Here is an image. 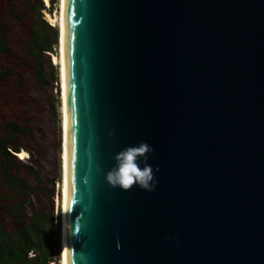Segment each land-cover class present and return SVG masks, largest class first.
I'll use <instances>...</instances> for the list:
<instances>
[{
  "label": "water",
  "instance_id": "95a60500",
  "mask_svg": "<svg viewBox=\"0 0 264 264\" xmlns=\"http://www.w3.org/2000/svg\"><path fill=\"white\" fill-rule=\"evenodd\" d=\"M65 51L67 264H264V0H65Z\"/></svg>",
  "mask_w": 264,
  "mask_h": 264
},
{
  "label": "trees",
  "instance_id": "16d2710c",
  "mask_svg": "<svg viewBox=\"0 0 264 264\" xmlns=\"http://www.w3.org/2000/svg\"><path fill=\"white\" fill-rule=\"evenodd\" d=\"M56 1L0 0V264H59L53 198L61 141L57 136L49 144L50 177L44 179L39 140L42 114L57 121L49 55L58 32L44 17ZM22 150L26 157L17 155Z\"/></svg>",
  "mask_w": 264,
  "mask_h": 264
},
{
  "label": "bare ground",
  "instance_id": "6f19581e",
  "mask_svg": "<svg viewBox=\"0 0 264 264\" xmlns=\"http://www.w3.org/2000/svg\"><path fill=\"white\" fill-rule=\"evenodd\" d=\"M45 4L48 0H43ZM59 13L56 18L58 28V56L53 62L58 66L60 77V122H61V183H60V254L61 264H67V201H68V124L66 103V51H65V0H58ZM19 157H26L27 153L22 150L17 153Z\"/></svg>",
  "mask_w": 264,
  "mask_h": 264
},
{
  "label": "clouds",
  "instance_id": "9594fccd",
  "mask_svg": "<svg viewBox=\"0 0 264 264\" xmlns=\"http://www.w3.org/2000/svg\"><path fill=\"white\" fill-rule=\"evenodd\" d=\"M152 151L151 145L145 141L120 149L113 156L112 167L105 173L108 184L112 187L119 186L122 190H127L134 184L146 191L153 190L156 184L154 170L147 163Z\"/></svg>",
  "mask_w": 264,
  "mask_h": 264
},
{
  "label": "rangeland",
  "instance_id": "374dc122",
  "mask_svg": "<svg viewBox=\"0 0 264 264\" xmlns=\"http://www.w3.org/2000/svg\"><path fill=\"white\" fill-rule=\"evenodd\" d=\"M47 6L49 5L48 3L46 4ZM59 13V5H58V0L52 5L51 8V12H44V17L46 18V20L54 25L57 29L58 32V28H57V21L56 18L58 16ZM58 56V38H57V44L53 47V51L50 53L49 57H50V61L53 64V66L55 67L56 70V75H57V89H55L52 86L51 92L53 95H57L56 96V102H55V107H56V114H57V121L52 118H50L47 114H42V128H43V134L41 135V137L39 136V140L42 143V147L45 149V157H44V161L41 163V174L43 176L44 179H48L50 177L49 171L48 169H50L49 167V163L50 160L52 159V149L50 148L49 144L51 142V140L57 136L59 137V140L61 141V122H60V110H59V106H60V77H59V73L58 71V66L56 65V63L53 62V59L55 57ZM55 86V85H54ZM58 90V91H57ZM37 98L42 99L43 95L42 94H38ZM41 106H45L44 103L42 102ZM58 156H59V160H61V149L59 147L58 150ZM61 165V163H60ZM60 183H61V177L59 178V180L54 184V188H55V194H54V198H53V207H54V213L59 214V218H60ZM59 231H60V222L58 223V226L56 227V232H57V238H58V244H59V264H61V254H60V242H59Z\"/></svg>",
  "mask_w": 264,
  "mask_h": 264
}]
</instances>
